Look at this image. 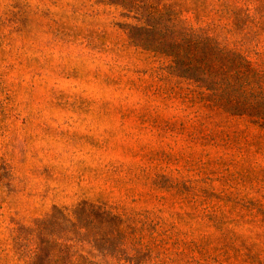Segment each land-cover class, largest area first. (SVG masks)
Returning a JSON list of instances; mask_svg holds the SVG:
<instances>
[{"label":"rangeland","instance_id":"374dc122","mask_svg":"<svg viewBox=\"0 0 264 264\" xmlns=\"http://www.w3.org/2000/svg\"><path fill=\"white\" fill-rule=\"evenodd\" d=\"M156 1L264 69V0ZM123 2L0 0V264H53L56 237L92 264H264V132L134 46Z\"/></svg>","mask_w":264,"mask_h":264},{"label":"trees","instance_id":"16d2710c","mask_svg":"<svg viewBox=\"0 0 264 264\" xmlns=\"http://www.w3.org/2000/svg\"><path fill=\"white\" fill-rule=\"evenodd\" d=\"M122 1L127 16L135 21L125 27L134 46L168 58L170 72L194 83L213 110L245 117L264 132V69L239 44L188 21L168 2ZM81 210L117 216L102 205L83 203ZM52 242L57 243L53 264H92L72 251L73 239L56 237ZM44 248L38 244L32 259L39 258Z\"/></svg>","mask_w":264,"mask_h":264}]
</instances>
